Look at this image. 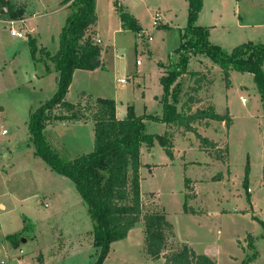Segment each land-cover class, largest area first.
<instances>
[{
	"label": "rangeland",
	"instance_id": "1",
	"mask_svg": "<svg viewBox=\"0 0 264 264\" xmlns=\"http://www.w3.org/2000/svg\"><path fill=\"white\" fill-rule=\"evenodd\" d=\"M11 1L25 4V17L19 26L15 25L17 19L0 14V130H7L5 135L0 134V203L5 206L0 205V264H95L98 248L94 245L93 221L87 208L72 183L49 171L34 153L28 130L30 115L57 88L58 74L49 55L59 48L57 32L72 8L63 7L62 0ZM201 2L194 24L208 31L215 26L211 39L228 53L242 42L264 41V0ZM119 6L136 17L141 26L139 33L131 29L115 33L120 27ZM158 12L161 25H153L152 15ZM188 13L187 0H95L96 27L106 49L104 68L93 69L91 73L78 72L70 99H76L77 91L84 89L94 96L114 98L120 107L130 106L137 115L160 118L163 113L161 64H171L169 71L176 63L174 51L181 43L179 32L188 24ZM240 22L244 25L239 26ZM11 26L21 31L23 37L10 35ZM36 27L41 32L33 53L29 33ZM193 62L187 61V66L198 67ZM208 62L211 64L210 58ZM186 73L178 75L171 85L172 89L176 88L180 79L176 99H168L174 104L175 112L183 114L185 97L180 92L193 84ZM121 78L125 81L120 87ZM229 80L226 85L221 68L214 64L210 82L200 92V96L213 103L216 112L230 111L231 126L227 133L220 121L213 122L214 128L210 126L207 130L212 139L223 145L220 151L215 150L218 159L212 160V156L206 157L198 149L195 133L176 132L171 140L168 131L162 133L163 126L159 124L162 122L144 120L147 133L167 136L171 148L174 144L178 149L188 147L189 159L200 163L184 164L180 153L174 160L173 154L169 156L157 140L151 153L147 150L143 153L142 160L173 162L161 166L153 178L151 168L142 169L143 212L165 213L175 226L177 239L191 241L200 250L210 248L216 264H264V185L260 183L264 164V109L251 73L233 70ZM89 96L81 95L83 106L92 104ZM242 98L245 102H241ZM179 100L183 103L177 107ZM86 112L88 117L92 114V110ZM163 123L179 126L176 120ZM42 132L48 142L56 141L58 134L63 135L65 148L51 144L63 159L76 157L73 154L79 153L76 151L88 153L93 147L91 122L80 127L60 122ZM4 153L8 158L3 157ZM247 166L253 211L243 210L249 203L242 185ZM216 174L221 175L220 180L210 184L207 178ZM188 178L196 182V200L190 198L194 190L187 183ZM184 202L199 208L201 216L186 217ZM135 231L129 247L114 245L117 252L111 255L109 263L164 264L162 259L139 260L141 237ZM247 234L252 236L250 242ZM177 245L171 237L164 252H171ZM129 251L131 256L127 254Z\"/></svg>",
	"mask_w": 264,
	"mask_h": 264
},
{
	"label": "trees",
	"instance_id": "2",
	"mask_svg": "<svg viewBox=\"0 0 264 264\" xmlns=\"http://www.w3.org/2000/svg\"><path fill=\"white\" fill-rule=\"evenodd\" d=\"M189 4L188 24L184 27L180 45L175 49L176 63L172 69L160 78L163 86L162 109L160 118L152 115H135L132 107H128L123 118L116 116L115 101L110 98H92V104L83 106L80 93L76 103L66 100L65 96L76 69L93 70L103 67L101 46L96 43L95 31L89 30L96 22L95 0H62L70 2L72 10L58 34L59 48L49 55L58 73L57 88L31 115L28 130L34 144V153L42 159L50 170L67 178L80 194L93 221L94 245L98 248L95 264H102L110 244L124 239L136 222L142 221L144 227V250L151 259L163 258L164 264H216L207 254H198L185 243L178 244L171 252L165 253L167 241L174 237L172 223L166 214L160 211H145L140 190V173L142 166L140 150L143 144L147 147L158 140L169 156H172L170 142L165 135L147 133L144 120L154 122L177 121L185 130L195 133L202 146L214 147V143L201 136L191 125L193 121L213 119L224 121L229 127L231 117L228 111L219 114L213 106L197 108L194 112L188 107L186 114L175 112L174 104L178 93L177 86L171 85L178 75L189 73L196 76L191 91H198L209 82L204 72L187 71L189 54L202 53L221 68L225 84L229 85L230 70L249 72L260 93L264 109V41L243 42L231 52L208 40V29L194 24L201 7V0H187ZM0 14L10 18H20L23 9L9 0H0ZM121 26L139 32L141 27L137 19L119 6ZM31 51L36 52L34 38H29ZM91 97V96H89ZM189 95V102L195 101ZM92 110L88 117L86 110ZM56 111V112H54ZM54 112V113H53ZM91 118L93 121V148L88 153L77 155L72 159H63L58 151L46 140L42 130L56 121H78ZM248 166L242 180L243 187L248 189ZM264 184V168H263ZM189 197V196H186ZM247 200L249 196L247 195ZM184 212H195L183 203ZM250 242L252 236L247 234Z\"/></svg>",
	"mask_w": 264,
	"mask_h": 264
},
{
	"label": "crops",
	"instance_id": "3",
	"mask_svg": "<svg viewBox=\"0 0 264 264\" xmlns=\"http://www.w3.org/2000/svg\"><path fill=\"white\" fill-rule=\"evenodd\" d=\"M12 4H14V5H18V6H20L22 9H23V14H22V16L20 17V18H17V23H15V25H22L23 23H24V13H25V4H23V5H21V4H18V3H14V2H12L11 0H9ZM69 4H70V2H67V3H63L62 1H61V5L63 6V7H66V8H68L69 10H70V8H69ZM154 14L152 15V21H153V25H161L160 24V13L158 12V18H157V21H154ZM136 18V17H135ZM96 21H97V19H96ZM138 22V21H137ZM168 25V24H167ZM239 26H243L244 24L242 23V22H240L239 24H238ZM13 26H14V22H13ZM63 27V26H62ZM62 27L61 28H59V31L57 32V37H58V34H59V32L61 31V29H62ZM141 27V26H140ZM204 27V26H203ZM213 27H215V26H212V28H211V30L210 31H208V40L211 42V43H213V44H215L214 42H213V40L211 39L212 38V36H211V34H212V32H213V30L212 29H214ZM124 28H122V26H121V21H120V27L115 31V33H118V32H122V31H124L123 30ZM183 29H184V27L183 28H180V32H179V34L181 35V33H182V31H183ZM89 30H94L95 31V34H94V37L95 38H99V40H100V46H101V60H102V64H103V66H104V58H103V53H104V51H106V49L104 48V45H102V38H101V36H100V33H99V31H98V29H97V27H96V22H95V24H93V25H91L90 26V29ZM31 31H33L32 33L30 32L29 33V35L32 37V38H34L35 39V41H36V46H37V44H38V38L40 37V32H41V29H40V27H36V28H32L31 29ZM137 33H139V32H137ZM149 37H151V36H149ZM22 38V37H21ZM181 38V37H180ZM151 39H152V37H151ZM150 39V40H151ZM181 41H182V38H181ZM243 43V42H242ZM217 45V44H216ZM238 45V44H237ZM219 46V45H218ZM236 46V45H235ZM234 46V47H235ZM199 54H201V53H199ZM175 56H176V53H175ZM190 59H188V61L189 60H192V61H194L193 63H195V64H197V66L198 67H196V68H189V66H187V71L188 72H191V71H196V72H204L205 74H207V77H208V80H209V82H210V73H211V69L213 68V66H214V64H216V63H214V62H211V64H210V62H208V59L209 58H206V56H202V55H200V56H198L197 54H190ZM54 64V63H53ZM161 66L163 67V68H161V72H162V75H164V74H167V71H168V69L170 68V66H171V64H169V65H164V64H161ZM262 67H263V69H264V61H263V64H262ZM53 68H54V66H53ZM104 68V67H103ZM96 69H98V68H95L94 70H96ZM54 71L56 72V70H55V68H54ZM80 71H86L85 73H91L93 70H87V69H76L74 72H73V75H72V81H71V84H70V86H69V90H68V92L66 93V96H65V98H66V100L67 101H69V102H71V103H76L77 101H78V99H79V95H80V93H82V92H84L85 94H88V95H90L92 98H97V97H100V96H94V95H92L91 93H87L84 89H81V90H79V91H77V95H75V98L76 99H70L71 97L69 96V94H70V91H71V89H72V87H73V83H74V79H75V76H76V74L78 73V72H80ZM232 72H233V70H230V75L232 74ZM249 73V72H248ZM58 74V73H57ZM187 75H189V80L191 79V81H193V84H190V87H187V89L186 90H181V92H180V94L181 95H183L184 97H185V100H183V102L185 103V111H184V114H186L187 112H188V107H190L191 108V111L192 112H194L197 108H204V107H206V106H213L214 107V109H215V106L213 105V103H211L209 100H205L202 96H200V92H201V90H203L208 84H209V82H207V83H204L201 87H200V89L198 90V91H191L190 90V88L192 87V86H194L195 84H194V80H195V78H196V76H191L189 73H186ZM186 74H184V75H186ZM161 75V76H162ZM122 79V78H121ZM120 84V87L124 84V82L123 83H119ZM180 85V86H179ZM179 85L177 86V89H178V92H179V90H180V88H181V82H180V79H179ZM254 85H255V83H254ZM197 93V94H196ZM189 95H192L193 97H195L196 99H195V101H193V102H189L188 100H187V98L189 97ZM100 98H110V99H113L114 101H115V108H116V111H115V113H116V116L118 117V118H123L125 115H126V113H127V110H128V107H127V109L125 108H123V107H120V103H118L114 98H111V97H107V96H101ZM183 102H180V100H179V103H176V106L177 107H179L180 105H181V103H183ZM215 111H216V109H215ZM226 111H228L229 112V114H230V111L228 110V109H226ZM218 113V112H217ZM219 114H224V113H219ZM135 115H137V114H135ZM140 115H144V114H140ZM145 115H150V114H145ZM230 117H231V115H230ZM215 121H218V120H213V119H203V120H196V121H193L192 123H191V125L197 130V132L201 135V136H203V137H206L207 139H209L210 141H212L213 143H214V147H211V146H202L201 144H200V142H199V140L197 139V143L195 144L197 147H198V149H200L202 152H204L205 154H206V157H209V156H212L211 157V159L212 160H215V159H218V158H220V157H216V151H220L221 149H223L222 147H223V145L222 144H220L218 141H216V140H214V139H212L211 138V136H210V134L208 133L207 134V130H208V127H213V125H212V123L213 122H215ZM64 123V124H66V125H74V127H80V125L82 124V125H85V124H87V123H90L91 122V124H92V137H93V121H92V119L91 118H88V119H86V120H78V121H56V122H54V123H52V124H50V125H47L46 126V128H48V127H51V126H54V125H56V124H58V123ZM221 123H223V125H225V123H224V121H220ZM156 123H158V122H156ZM160 125H162L163 126V130H162V133H164V132H166V131H168V133H169V137L171 138V140H172V136L174 137L175 136V134H176V132L177 133H179V134H182V135H190L191 133H193L194 134V132H192V131H188V130H185L183 127H181V126H177V125H173V124H169V125H166V124H164V123H159ZM159 125V126H160ZM231 126V125H230ZM230 126H229V128H230ZM214 128V127H213ZM228 127H226L225 126V129H226V133H227V131H228V129H229ZM203 131V132H202ZM161 133V134H162ZM204 135H203V134ZM151 134H157V133H151ZM161 134H157V135H161ZM58 138H57V140L56 141H53V142H48L50 145L52 144H56L58 147H60L59 149H62V147H64L65 148V146H64V144H66V141L64 140V138H63V135L62 134H58V136H57ZM176 137V136H175ZM196 137V136H195ZM156 141L157 140H154V142H153V145L151 146V147H147L145 144H143L142 145V147H141V150H140V160H141V163H142V166L140 167V169H139V173H140V184H141V182H142V175H141V171H142V169L144 168V166H148V168H151L152 169V173H151V178H153L156 174H157V172H158V170L159 169H162L161 168V166L163 167V166H168L169 165V163L171 164L172 162H173V160L172 161H170L169 163L168 162H166V163H162V162H160V161H156V162H147V160L146 161H144V160H142V155H143V153L147 150L149 153H151V151L155 148V144H156ZM92 142H93V138H92ZM199 142V143H198ZM67 145H68V143H67ZM69 146V145H68ZM53 147V146H52ZM88 148H90V147H88ZM93 148V147H92ZM163 148V147H162ZM56 149V148H55ZM172 149V154H173V157H174V160L176 159V157H177V153H180L181 155V157L184 159V161H183V163L184 164H189V166H191V165H193V164H195V163H200L199 161H197V159H189V157H188V155H189V153H188V151H189V148L188 147H186V148H180V149H178L176 146H175V144L173 145V148H171ZM212 149H214V150H212ZM216 150V151H215ZM76 152H79V153H73V154H76L75 156H77V155H79L80 154V151H76ZM215 152V153H214ZM227 153V152H226ZM207 155H209V156H207ZM3 157H6V158H8V154L7 153H4L3 154ZM152 158H156V156H153ZM227 158V157H226ZM225 158V159H226ZM222 159H224V158H222ZM226 161H227V159H226ZM13 165V163L10 165V166H12ZM45 167H47L48 169H49V167L48 166H46V164H45ZM10 168H12V167H10ZM263 168H264V164L262 165V172H261V177H260V183L262 184V185H264L263 184V179H262V175H263ZM49 171H51L50 169H49ZM220 177H221V175H218V174H216V175H212L211 177H208L207 178V180H209L211 183L210 184H215V182H217L216 180H220ZM189 179V178H188ZM187 180V179H186ZM188 182H190V183H188ZM219 182V181H218ZM187 183L188 184H190V186L193 188V190H194V194L192 195V197L190 196V198L192 199V200H196L197 199V196H198V194H197V191H196V182H192L191 181V179H189V181H187ZM249 185H250V183H249V181H248V189H247V193H248V196H249V200H248V206L247 207H245L243 210L245 211H247V210H252L253 211V208H251L252 207V203H253V199L251 198V196L249 195V193H250V191H251V188L249 187ZM185 190H186V187L184 188V190H183V194H184V196H185V194H186V192H185ZM190 199V200H191ZM0 205H2L3 207H5L4 206V204H2V203H0ZM187 206H189L190 208H192L194 211H196L198 214H195V215H193V214H190V213H188V212H184V210H183V213H184V215L186 216V217H188L189 218V216L190 217H192L193 219H194V217H200L201 215H199V213H201V211L199 210V208H194L192 205H190V204H187ZM167 218V217H166ZM168 219V218H167ZM190 219V218H189ZM1 220V219H0ZM169 220V219H168ZM170 221V220H169ZM171 222V221H170ZM172 223V222H171ZM139 225V226H138ZM172 225H173V229H174V239H175V243L176 244H182V243H185V244H187L188 246H190L196 253H198V254H207L209 257H211L212 259H214L215 261H216V259L213 257L214 255H213V253H212V251H211V249L210 248H208V247H206L205 248V250H200L198 247H195V245L190 241V242H187V241H180V240H178L177 239V237H176V235H177V232H176V230H175V226H174V224L172 223ZM135 229H137L138 230V232H139V234H140V237H141V242L139 241V245L138 246H140V252H141V256H138V258H139V260H143V261H148V260H150L151 258L146 254V252H145V250H144V227H143V224H142V222L141 221H138V222H136L135 223V225L128 231V234H127V236L124 238V239H121V240H118V241H114V242H112L111 244H110V247H109V251H108V253H107V255H106V258H105V263L103 262V264H110L109 262V260H110V257H111V255L113 254V253H115V252H117L116 251V248L114 249V245L116 244V243H118V244H125V246H127V247H129L130 245H131V241H132V234H133V232H136L135 231ZM249 235H251V234H249ZM202 249V248H201ZM115 251V252H114ZM127 254H129L128 256H131V253H130V251L129 252H127ZM160 259H162L163 260V258H159V259H157V260H160ZM130 260V259H129ZM154 260V259H153ZM156 260V259H155ZM217 262V261H216ZM125 264H127V263H125Z\"/></svg>",
	"mask_w": 264,
	"mask_h": 264
},
{
	"label": "built area",
	"instance_id": "4",
	"mask_svg": "<svg viewBox=\"0 0 264 264\" xmlns=\"http://www.w3.org/2000/svg\"><path fill=\"white\" fill-rule=\"evenodd\" d=\"M154 21H157L158 18V13L154 14ZM10 35L12 36H16V37H23V33L21 31H19L18 29L14 28L13 26L10 27ZM148 39H151V37H148ZM100 42L99 38H96V43L98 44ZM137 63L139 64V61H137ZM125 81V79H120L119 83H123ZM241 102H245V98L241 99ZM7 133V130L5 128H1L0 130V134L1 135H5Z\"/></svg>",
	"mask_w": 264,
	"mask_h": 264
}]
</instances>
